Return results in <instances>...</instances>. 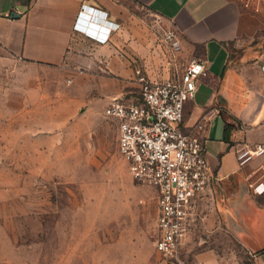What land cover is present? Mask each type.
Wrapping results in <instances>:
<instances>
[{
  "label": "rangeland",
  "instance_id": "1",
  "mask_svg": "<svg viewBox=\"0 0 264 264\" xmlns=\"http://www.w3.org/2000/svg\"><path fill=\"white\" fill-rule=\"evenodd\" d=\"M234 1L264 13V0ZM134 10L156 44L141 58L146 73L177 78L188 62L164 39L171 27L146 7ZM105 64L89 67L92 82H73L74 70L62 67L0 64V264H171L154 249L156 192L132 179L117 148L118 120L104 114L111 99L100 93L119 88L117 98L137 99L138 84L108 85ZM214 202L181 247L185 264H256L220 225Z\"/></svg>",
  "mask_w": 264,
  "mask_h": 264
},
{
  "label": "crops",
  "instance_id": "2",
  "mask_svg": "<svg viewBox=\"0 0 264 264\" xmlns=\"http://www.w3.org/2000/svg\"><path fill=\"white\" fill-rule=\"evenodd\" d=\"M137 6L178 34L186 62L205 63L194 96L184 104L183 124L203 139L218 179L213 210L220 225L254 254L256 264H264V192L250 188L264 181V156L239 168L235 154L243 146L264 145V13L234 0H0V64L62 67L74 70L73 82L85 76L92 82L96 75L89 67L104 61L113 73L104 78L108 85L133 78L137 64L149 66L141 58L156 51L150 27L135 15ZM81 10L95 14L98 24L107 22L105 42L79 28ZM79 67L86 69L80 71L84 77L75 73ZM100 93L107 102L121 90Z\"/></svg>",
  "mask_w": 264,
  "mask_h": 264
},
{
  "label": "built area",
  "instance_id": "3",
  "mask_svg": "<svg viewBox=\"0 0 264 264\" xmlns=\"http://www.w3.org/2000/svg\"><path fill=\"white\" fill-rule=\"evenodd\" d=\"M94 20L95 14L81 10L79 28L85 34L90 30L94 39L103 43L105 32L111 28L107 22L101 25ZM164 39L172 50H179L180 40L173 29L164 33ZM204 73V61L191 59L177 78L157 81L137 64L134 77L140 97H115L104 109L105 116L118 120L117 148L128 163L132 179L156 192L154 249L171 264H185L181 247L200 219L202 207L213 199V184L218 180L206 158L203 139L186 131L183 124L184 104L194 96L196 81ZM235 154L242 168L264 156V145L243 146ZM252 190L262 194L264 182Z\"/></svg>",
  "mask_w": 264,
  "mask_h": 264
}]
</instances>
